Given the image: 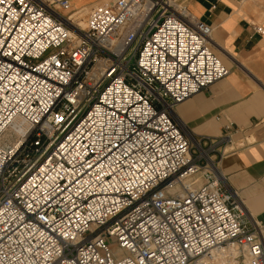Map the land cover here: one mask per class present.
Wrapping results in <instances>:
<instances>
[{
	"label": "built area",
	"instance_id": "2783aa9c",
	"mask_svg": "<svg viewBox=\"0 0 264 264\" xmlns=\"http://www.w3.org/2000/svg\"><path fill=\"white\" fill-rule=\"evenodd\" d=\"M70 6L0 0V264H264V223L217 169L229 137L173 117L229 73L211 27L179 0L83 25Z\"/></svg>",
	"mask_w": 264,
	"mask_h": 264
},
{
	"label": "crops",
	"instance_id": "0c3cea01",
	"mask_svg": "<svg viewBox=\"0 0 264 264\" xmlns=\"http://www.w3.org/2000/svg\"><path fill=\"white\" fill-rule=\"evenodd\" d=\"M179 1L211 27L210 48L229 73L178 104L173 117L198 141L229 137L218 147L222 183L264 223V32L256 30H264V0Z\"/></svg>",
	"mask_w": 264,
	"mask_h": 264
},
{
	"label": "bare ground",
	"instance_id": "6f19581e",
	"mask_svg": "<svg viewBox=\"0 0 264 264\" xmlns=\"http://www.w3.org/2000/svg\"><path fill=\"white\" fill-rule=\"evenodd\" d=\"M71 1H72V6H70L69 8L74 9V11L70 14V18L72 20H74L76 23H78L79 25H83L85 22V15L89 11L88 4H86L84 2L81 3V0H71ZM105 1H107V0H98L94 3H101V2H105ZM68 9H64V10H62V12L66 13ZM11 129H12V132L15 133V135H18L24 131V125L21 122H14L11 125ZM199 182H201L200 175H199Z\"/></svg>",
	"mask_w": 264,
	"mask_h": 264
},
{
	"label": "rangeland",
	"instance_id": "374dc122",
	"mask_svg": "<svg viewBox=\"0 0 264 264\" xmlns=\"http://www.w3.org/2000/svg\"><path fill=\"white\" fill-rule=\"evenodd\" d=\"M92 1H94V0H81V3H90V2H92ZM180 2V1H179ZM181 3V2H180ZM94 4H96V3H94ZM93 3H91V4H88V7H89V9L91 8L90 6H92V5H94ZM86 17H87V14L85 15V19H86ZM51 50H49L48 52H50Z\"/></svg>",
	"mask_w": 264,
	"mask_h": 264
}]
</instances>
